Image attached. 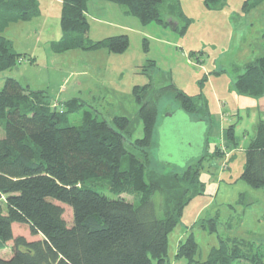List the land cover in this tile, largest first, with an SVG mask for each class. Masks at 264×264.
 <instances>
[{
	"label": "trees",
	"instance_id": "obj_1",
	"mask_svg": "<svg viewBox=\"0 0 264 264\" xmlns=\"http://www.w3.org/2000/svg\"><path fill=\"white\" fill-rule=\"evenodd\" d=\"M88 1L61 0L63 36L54 48L123 52L129 44L126 34L98 40L87 36ZM106 1L119 4L143 24L163 21L164 3L171 8L177 5V0ZM202 1L207 6L224 2ZM261 1L246 0L244 7L249 9ZM39 12L38 0H0V71L28 56L16 51L12 41L1 33L9 23L29 20ZM262 40L264 43V32ZM147 66L155 68L154 61L145 70ZM243 69L234 80L236 92L250 97L264 95V51ZM151 85L148 82L134 89L143 123V136L129 142L135 153L126 146L128 117L116 115L110 121L85 110L80 125H72L69 113L80 107L78 98L64 101L59 109L45 91L33 90L11 76L5 78L0 87V250L10 240L13 245L12 255L0 256V264L169 263L168 233L180 220L186 203L203 191L199 163L207 152L203 148L193 159L195 163L188 161L181 172L170 169L155 175L149 169L148 149L158 122L156 100L167 92L192 118L207 122L209 114L200 96L188 95L172 82ZM225 130L228 140L236 143L232 129ZM244 155L241 178L254 188H264L263 119L257 122ZM101 178L107 182V192L94 184ZM155 195L159 197L157 202ZM62 204L72 210L70 225L63 217ZM14 222L27 224L31 234L42 237L28 240L14 236ZM253 245L254 240L244 237H220L205 260H196L197 245L188 236L178 242L176 256H186L188 264H264L261 254L252 251Z\"/></svg>",
	"mask_w": 264,
	"mask_h": 264
},
{
	"label": "rangeland",
	"instance_id": "obj_2",
	"mask_svg": "<svg viewBox=\"0 0 264 264\" xmlns=\"http://www.w3.org/2000/svg\"><path fill=\"white\" fill-rule=\"evenodd\" d=\"M245 1L224 0L222 5L207 6L202 0H177L173 8L164 3L162 22L143 24L117 3L107 1L109 5L100 6L99 1L92 0L87 36L95 40L128 36V47L123 52H110L107 57L98 55L100 49L54 48L63 36L61 0H38L39 15L11 22L1 33L12 40L16 51L28 53L31 58L22 57L14 67L0 71V87L11 76L33 90L45 91L58 100L59 109L64 101L77 97L81 105L69 113L72 125H80L85 110L110 121L116 115L126 116L130 119L126 146L135 153L129 142L143 136L140 103L134 93L137 85L152 82L151 86L159 87L172 82L186 94L201 97L210 120L204 132L207 153L199 163L203 191L186 203L180 220L168 233V264H188L186 256H176L178 242L188 236L196 242V260H205L220 237L233 236L254 240L252 251L264 259V188H254L241 178L244 149L253 131L250 120L258 113L255 98L259 97L238 94L234 87L235 76L243 71V65L264 51V0L249 9L244 7ZM150 61H154L155 68L147 66L145 70ZM159 96L148 166L155 175L170 169L181 172V161L195 163L193 159L198 157L200 128L190 130L192 127L179 114L168 117L180 109V103L170 93ZM221 103L224 112L220 111ZM220 121L225 129H232L236 143L228 140ZM191 142L195 144L192 149L186 145ZM94 184L107 192L104 178ZM158 199L155 195L156 202ZM62 206L63 217L70 225L72 210L66 204ZM12 231L14 236L28 240L42 237L31 234L25 223L14 222ZM12 245L13 241H8L0 256L10 257Z\"/></svg>",
	"mask_w": 264,
	"mask_h": 264
},
{
	"label": "crops",
	"instance_id": "obj_3",
	"mask_svg": "<svg viewBox=\"0 0 264 264\" xmlns=\"http://www.w3.org/2000/svg\"><path fill=\"white\" fill-rule=\"evenodd\" d=\"M91 1L92 0H89L88 1V4H87V11H86V15H87V18H88V14H89V5H90V3H91ZM93 1H99V4H100V6H104L106 3H109V2H107L106 0H93ZM106 5H109V4H106ZM118 6V5H117ZM121 7V6H120ZM118 8H119V6H118ZM119 10H121V8H119ZM122 11V10H121ZM90 17L91 18H93L92 17V15H90ZM93 19H96V18H93ZM88 21H89V19H88ZM89 26H90V23H89ZM90 28V27H89ZM11 40V39H10ZM12 41V40H11ZM13 43V42H12ZM100 50H98L99 52H97V53H99L98 55H102V56H105V57H107L108 56V54L110 53L106 48H99ZM103 49V50H102ZM245 65V64H244ZM244 65H243V68H244ZM244 70V69H243ZM243 71H241L240 73H242ZM239 74V73H238ZM236 77V76H235ZM74 98H77V97H74ZM51 99V103L53 104V105H57V106H59L58 105V100H56V99H52V97L50 98ZM255 104H256V111H258V113L253 117V119H251L250 120V123L251 124H253V131H252V133H251V135H250V139L252 138V136H253V134H254V131H255V127H256V124H257V122L259 121V119H263L264 120V95H262L261 97H259V98H255ZM220 111H222V112H224L225 111V109L223 110V108H224V105H223V103H221V105H220ZM235 111V110H234ZM185 112V111H184ZM189 115V114H188ZM227 116V114H225V120H227L226 122H228V124H229V119L226 117ZM189 118H190V120H192V121H196V120H203L204 121V124H205V126H206V124L208 125V122L210 121L209 119H207L208 121L206 122L204 119H195V118H192L190 115H189ZM209 118V117H208ZM223 121V120H222ZM225 125H224V122H221L220 121V127H221V129H222V127H223V129H225V127H224ZM206 128H208L207 126H206ZM206 131V130H205ZM155 138V137H154ZM203 148H205V142H204V146H203ZM202 151H203V149H202Z\"/></svg>",
	"mask_w": 264,
	"mask_h": 264
},
{
	"label": "water",
	"instance_id": "obj_4",
	"mask_svg": "<svg viewBox=\"0 0 264 264\" xmlns=\"http://www.w3.org/2000/svg\"><path fill=\"white\" fill-rule=\"evenodd\" d=\"M177 114H179L181 116V118H183V120L185 121L184 123L186 125L192 127V128H190V130H195V128H193V127H196V126H198L200 128V137H201V139L199 140V145H198V147L196 149H198L197 151L199 153L197 156L201 155L202 149H203V146H204V142H205V139H204L205 133L204 132L206 130V126L204 124V121L203 120H196V121L190 120L189 115L186 112H184V110H182L181 108L179 110L177 109V111L172 112L168 117H173V116H176ZM186 145L192 149L195 144L191 142V143H188ZM188 160L189 159L181 161L182 163L180 165L184 166L185 162L188 161Z\"/></svg>",
	"mask_w": 264,
	"mask_h": 264
}]
</instances>
